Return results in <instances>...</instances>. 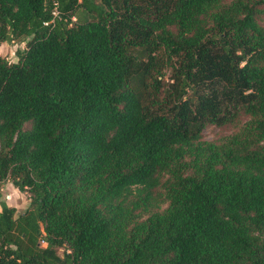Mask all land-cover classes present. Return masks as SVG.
Masks as SVG:
<instances>
[{"label": "trees", "instance_id": "1", "mask_svg": "<svg viewBox=\"0 0 264 264\" xmlns=\"http://www.w3.org/2000/svg\"><path fill=\"white\" fill-rule=\"evenodd\" d=\"M20 37L0 264H264V0H0Z\"/></svg>", "mask_w": 264, "mask_h": 264}, {"label": "rangeland", "instance_id": "2", "mask_svg": "<svg viewBox=\"0 0 264 264\" xmlns=\"http://www.w3.org/2000/svg\"><path fill=\"white\" fill-rule=\"evenodd\" d=\"M28 40L29 37H20L2 41L0 43V55L10 62L19 61L27 47ZM167 75H169V71H167ZM246 119L247 117H243L241 124ZM241 124L226 126L209 124L203 130L202 137L205 140L221 141L226 136L237 131ZM2 203H6L9 206L15 207V215L18 216L22 214L30 205L29 193L21 191L11 182H6L2 184L0 191V208L2 207ZM43 244L45 245L46 243L43 242ZM59 252L61 255H63L64 249L60 248Z\"/></svg>", "mask_w": 264, "mask_h": 264}, {"label": "built area", "instance_id": "3", "mask_svg": "<svg viewBox=\"0 0 264 264\" xmlns=\"http://www.w3.org/2000/svg\"><path fill=\"white\" fill-rule=\"evenodd\" d=\"M58 12L57 11H54V14H57ZM50 22H45V24H49Z\"/></svg>", "mask_w": 264, "mask_h": 264}]
</instances>
